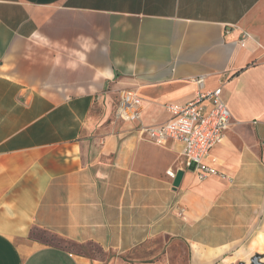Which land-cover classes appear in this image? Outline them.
<instances>
[{
  "label": "crops",
  "instance_id": "crops-1",
  "mask_svg": "<svg viewBox=\"0 0 264 264\" xmlns=\"http://www.w3.org/2000/svg\"><path fill=\"white\" fill-rule=\"evenodd\" d=\"M196 76L221 86L231 116L205 159L218 173L203 179L181 143L141 132L169 120L166 103L192 99ZM126 88L141 98L136 121L115 116ZM259 254L264 0H0V264H249Z\"/></svg>",
  "mask_w": 264,
  "mask_h": 264
},
{
  "label": "built area",
  "instance_id": "built-area-1",
  "mask_svg": "<svg viewBox=\"0 0 264 264\" xmlns=\"http://www.w3.org/2000/svg\"><path fill=\"white\" fill-rule=\"evenodd\" d=\"M198 86L191 100L184 104L166 103L165 110L170 114L168 121L142 126L141 132L156 144L168 141L183 145L182 155L188 164L193 165L199 179L218 171L205 159L210 150L223 137L230 124V111L221 97V86L204 88V77L191 78ZM141 98L132 89L120 91L116 100L115 116L123 121H136L140 118ZM170 175H174L169 171Z\"/></svg>",
  "mask_w": 264,
  "mask_h": 264
},
{
  "label": "rangeland",
  "instance_id": "rangeland-1",
  "mask_svg": "<svg viewBox=\"0 0 264 264\" xmlns=\"http://www.w3.org/2000/svg\"><path fill=\"white\" fill-rule=\"evenodd\" d=\"M120 120V119H119ZM123 121V120H120ZM32 235L35 238L40 239L43 242H51L54 244H59V245H63L65 247L77 250L81 253L90 255V256H94V257H98L101 259H107L108 261H111L114 256L112 254H107L104 253L97 245L95 244H86L83 246H74L71 243L62 241L61 239H59L57 236L51 234V233H47L43 230L40 229H34ZM157 247V246H156ZM259 259L261 262L264 263V254H259ZM175 264L174 260H172V258L168 257L167 260H156V261H151V264Z\"/></svg>",
  "mask_w": 264,
  "mask_h": 264
},
{
  "label": "water",
  "instance_id": "water-1",
  "mask_svg": "<svg viewBox=\"0 0 264 264\" xmlns=\"http://www.w3.org/2000/svg\"><path fill=\"white\" fill-rule=\"evenodd\" d=\"M182 173L178 172L175 176V180H174V185L176 186L179 182V179L181 177ZM238 264H244V263H238ZM249 264H264L263 262H261L259 260V256L258 255H254L251 259H250V263Z\"/></svg>",
  "mask_w": 264,
  "mask_h": 264
},
{
  "label": "trees",
  "instance_id": "trees-1",
  "mask_svg": "<svg viewBox=\"0 0 264 264\" xmlns=\"http://www.w3.org/2000/svg\"><path fill=\"white\" fill-rule=\"evenodd\" d=\"M33 233V231H31V234ZM33 236V235H32ZM36 239H38V238H36ZM59 239H61V238H59ZM40 240V239H39ZM62 241H65V240H63V239H61ZM45 243H51V242H45ZM51 244H53V243H51ZM72 244V243H71ZM74 246H75V244H73ZM76 246H83V245H76Z\"/></svg>",
  "mask_w": 264,
  "mask_h": 264
}]
</instances>
